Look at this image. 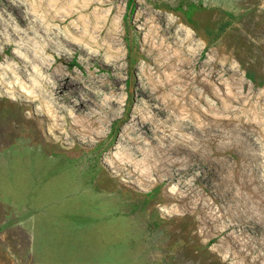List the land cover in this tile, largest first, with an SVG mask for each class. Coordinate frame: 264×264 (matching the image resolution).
<instances>
[{
	"label": "rangeland",
	"instance_id": "1",
	"mask_svg": "<svg viewBox=\"0 0 264 264\" xmlns=\"http://www.w3.org/2000/svg\"><path fill=\"white\" fill-rule=\"evenodd\" d=\"M0 264H264V0H0Z\"/></svg>",
	"mask_w": 264,
	"mask_h": 264
}]
</instances>
